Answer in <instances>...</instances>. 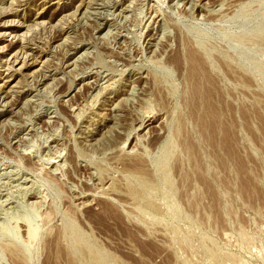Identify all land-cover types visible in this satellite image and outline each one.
Here are the masks:
<instances>
[{
  "label": "rangeland",
  "instance_id": "rangeland-1",
  "mask_svg": "<svg viewBox=\"0 0 264 264\" xmlns=\"http://www.w3.org/2000/svg\"><path fill=\"white\" fill-rule=\"evenodd\" d=\"M2 86L0 264H264V0H0Z\"/></svg>",
  "mask_w": 264,
  "mask_h": 264
},
{
  "label": "bare ground",
  "instance_id": "bare-ground-1",
  "mask_svg": "<svg viewBox=\"0 0 264 264\" xmlns=\"http://www.w3.org/2000/svg\"><path fill=\"white\" fill-rule=\"evenodd\" d=\"M2 26H3V25H2ZM15 56H16V55H15ZM13 57H14V56H13ZM14 59H15V58H14ZM16 60H17V59H16ZM13 61H14V60H13ZM13 61H12V62H13ZM12 64H14V63H12ZM23 64H24V63H23ZM12 66H13V65H12ZM3 84H4V83H3ZM0 88H3V86H2V87H0ZM0 90H1V89H0Z\"/></svg>",
  "mask_w": 264,
  "mask_h": 264
}]
</instances>
